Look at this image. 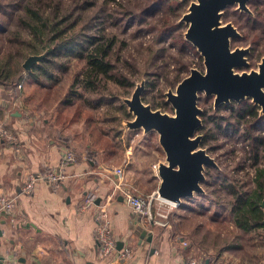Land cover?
<instances>
[{"label":"trees","instance_id":"1","mask_svg":"<svg viewBox=\"0 0 264 264\" xmlns=\"http://www.w3.org/2000/svg\"><path fill=\"white\" fill-rule=\"evenodd\" d=\"M190 1L0 0V85L14 92L25 77L30 76L45 87V81L57 78L55 70L68 71L69 63L78 58L85 61V68L75 77L69 97L76 94L77 99H82L84 91L95 94L96 107H101L110 102L104 94L105 90H110V83L119 86V98L131 94L135 87L132 74L137 69L132 64L135 62L126 64L129 60H122L120 56L128 46L126 38L117 32L122 23L126 33L132 29L137 37L149 38L140 45L147 64L144 75L147 77L148 94H142L143 102L150 104L153 110L162 107L172 112L163 91L157 90L161 80L177 87L190 75L192 62H184L183 59L191 58L195 52L194 55L203 61L197 47L184 38L189 24H184L181 19L191 5ZM247 4L251 13L236 10L237 4H234L224 10L223 20H233L237 30L243 34V37L233 38L232 42L239 43L243 39L251 46L249 58L255 57L260 61L264 57V0H249ZM6 43L28 46L29 51L27 54L20 50L17 54L4 51ZM33 55L44 57L31 71L24 70L25 59ZM171 74L172 81L169 79ZM78 87L81 93L76 92ZM156 90V98L161 102L154 103L148 100L147 95L154 94ZM211 108L200 115L204 125L196 132H205L201 145L206 146L208 139L215 138L211 134L210 123L214 125L215 133L237 138L242 150L237 161V173L248 163L253 178L251 184L244 183L240 187L228 179L222 182L203 180L201 185H205L207 190L213 189L215 198H219L221 193L229 197V213L242 232L264 231V114L261 107L251 98H246L221 104L214 112ZM118 109L123 118H131L125 104ZM222 111L230 114L226 116ZM114 120L112 118L111 122ZM93 132L94 142L91 144L94 147L89 144L86 150L88 158L95 162L94 157L100 150H107L108 141L100 145L103 134ZM63 141L66 142L65 139Z\"/></svg>","mask_w":264,"mask_h":264},{"label":"rangeland","instance_id":"2","mask_svg":"<svg viewBox=\"0 0 264 264\" xmlns=\"http://www.w3.org/2000/svg\"><path fill=\"white\" fill-rule=\"evenodd\" d=\"M190 2L191 4L193 2L197 3L198 0H191ZM189 7L185 10V14L189 12ZM235 9L240 10L238 5ZM249 13H251L250 8ZM183 23L186 24V22ZM228 23H231L237 29L233 20L225 21L222 17V24ZM123 25L121 23L120 30L117 32L122 38H126L128 46L125 48L126 50L120 52V56L123 58L122 60L126 58L129 60L126 64L135 62L132 64L137 69V72L132 74L135 87L131 94L129 93L119 98L118 94L121 93L120 89H118L119 86L110 83V90L108 89L104 92L105 96H108L110 99V102L101 107H96L95 94H89L84 91L82 99H77L75 97L76 94L73 97H69L71 89L74 88L71 86L74 84L75 77L80 75L85 68V61L77 58L69 63L70 68L68 71L61 72L55 70L57 78L52 81H45L47 84L45 87L41 86L39 82L34 81L32 77H25L22 88L14 91L13 96H17L15 99L20 101L27 97L29 98L28 103H26L28 109L23 110L27 111L25 115L26 119L32 121L34 119L32 117H36L33 113L37 114V119L35 120L38 121V125H43L44 120L47 119L49 124L53 126L51 129L56 131V137H66L65 140L73 146L72 151L77 155L78 159L82 156L81 151H87V146L91 142H94L92 132L94 129H97V132L93 133L103 134L100 139V145L105 144L107 140L106 146L108 148L107 150H100L94 159L112 167L114 172L118 169L123 170L126 179L121 180L119 184L128 183L130 189L135 194L152 198L151 211L153 215L166 222L168 225L166 228H169V230L187 240L190 245L191 256L196 257V259H199V257L217 259L220 264H264V231L253 233L242 232L235 225L234 219L229 213V197L225 193H221L219 198H215L212 195L213 189L207 190L205 185H201L203 189L202 193H195L192 197L183 198L177 205L160 203L156 200L161 178L159 171H156L154 166L166 163V153L160 143V135L157 131H146L144 128H129L128 122L133 121L135 115L129 110L126 103L127 99L131 100L135 89L143 84L144 90L142 94H148L146 92L147 77L144 75L147 64L140 45L144 40H148L149 38L143 40L142 36L137 37L134 35L132 29L126 33L123 30ZM239 33L243 37V34ZM233 43L234 41L232 42L231 39L230 46L232 50L247 48L251 52V46L243 39L239 43ZM3 50L16 54L20 50L27 54L29 47L6 43ZM194 54L196 53L193 52L191 58H184L183 61L192 62L190 73L192 69H197L204 73L206 71L204 57L202 56V61L198 55ZM199 54L201 55L200 52ZM249 54L247 55L248 65L234 69L236 73L259 71V65L262 63L264 57L260 61H257L255 57L249 58ZM170 69L172 70V67ZM186 75L188 74L184 76ZM41 79L44 78L42 77ZM169 79L173 80V74L169 76ZM176 88V86L167 85V83L161 80L157 90L163 91L166 101H168L167 93L170 91L176 92ZM75 90L81 93V88L78 87ZM157 90L154 91V94L147 95L149 101L151 100L154 103L161 102L156 98ZM18 93L19 95H17ZM206 96L205 93L199 94L198 106L203 112L205 110L209 111L212 106L211 110L214 112L220 105L215 108V96H209V98ZM122 104H125L128 113L131 114L130 119L122 117L118 109ZM22 106L27 107L20 104L14 109L20 110L19 107ZM168 108H171L173 111L164 110L162 107L157 110L174 116L175 110L170 102L168 103ZM261 113L264 114L262 108ZM222 114L227 116L230 113L222 111ZM112 118H115L113 123L111 122ZM201 121L203 126L204 121ZM8 124L10 127L11 123ZM54 126L57 129H54ZM209 128H212L211 134L215 138L208 139L207 145H200V147L212 157L216 166L205 167L203 172L204 180L222 182L224 179H228L237 184L238 187L244 183L251 184L253 174L248 163L245 164L244 170H240L237 173V161L242 152L240 143L237 144V138L230 137L225 133H215L212 123L209 124ZM49 132L52 131L49 130ZM196 135L202 136V141L205 138V132H196ZM67 138H70L71 141L74 139L75 143L73 144ZM112 138L115 139L111 140ZM91 145L94 147L93 144ZM114 190L116 194H120L124 199L119 188L115 187ZM96 201L95 199V206L91 208H94L97 214L98 207L103 205L101 203L97 205ZM158 213L162 214L163 217L158 216Z\"/></svg>","mask_w":264,"mask_h":264},{"label":"crops","instance_id":"3","mask_svg":"<svg viewBox=\"0 0 264 264\" xmlns=\"http://www.w3.org/2000/svg\"><path fill=\"white\" fill-rule=\"evenodd\" d=\"M28 100L15 99L13 90L0 85V122L11 123L23 145L21 154L8 145L0 146V194L18 199L13 215L0 214V264H117L114 257L98 258L96 210L79 212V205L89 196L107 206L117 242L132 238L134 254L122 264H184L191 253L190 245L182 244L187 240L169 228L150 226L147 220L142 226L153 232V242L139 239L131 228L139 224L140 216L114 190L121 178L112 167L93 162L85 150L76 163L63 169L67 178L60 189L38 181L32 194L22 192L28 175L37 176L47 168L58 170L64 152L73 149L63 141L66 137H56L47 119L43 125L35 120L36 113L32 121L26 119L23 110L28 109ZM20 104L27 107L14 109Z\"/></svg>","mask_w":264,"mask_h":264},{"label":"water","instance_id":"4","mask_svg":"<svg viewBox=\"0 0 264 264\" xmlns=\"http://www.w3.org/2000/svg\"><path fill=\"white\" fill-rule=\"evenodd\" d=\"M248 1L198 0L190 5L189 12L182 18L189 24L185 37L204 57L206 71L202 73L192 69L190 75L178 84L176 92L167 93V100L175 110L174 116L153 110L143 102L144 84L135 89L131 100H126L129 110L135 115V119L128 122L129 128L154 130L160 135L166 163L160 164L158 193L166 200L180 203L183 198L202 193L205 167L216 166L212 157L200 147L202 136L196 135L202 126L200 115L203 111L198 106L200 93L215 96V108L251 98L264 111V58L259 71L236 73L234 69L248 65L250 50H232L231 39L241 35L231 23L222 24L223 12L228 6L237 4L241 11L249 12ZM43 57L30 56L23 65L24 69L31 71ZM96 204H100V200ZM142 224L140 219L139 224L131 229L142 241L153 242V232ZM149 224L154 226L151 221ZM123 245V242H118V249ZM123 262L119 260L117 264Z\"/></svg>","mask_w":264,"mask_h":264},{"label":"built area","instance_id":"5","mask_svg":"<svg viewBox=\"0 0 264 264\" xmlns=\"http://www.w3.org/2000/svg\"><path fill=\"white\" fill-rule=\"evenodd\" d=\"M21 87V86H19ZM8 145L16 154H21L23 151V145L19 138V135L16 131L9 127L7 121L0 122V146ZM78 161L77 155L69 150H66L62 156L61 166L58 170L47 168L42 174L37 176L30 174L28 178L25 180V183L22 188V192L26 195L32 194L35 185L38 181H44L48 183L53 189H60L64 184L65 179L67 178L65 172L63 171L70 163H76ZM156 171H159L160 165L157 164L154 166ZM118 177L121 180L124 179V172L121 169H118L116 172ZM117 188L121 191V194L124 197V201L128 204L129 207L140 216L142 223H146L147 221H151L154 225L160 227H167V223L156 218L152 213V198L147 196H142L139 194H135L133 190L130 189V185L128 183H121L117 185ZM162 197L157 194L156 200L160 203L164 202ZM18 199L17 196H7L5 194H0V214L5 213L9 215H13L17 208ZM169 204V203H167ZM95 206V198L94 197H85L79 206V212H84L85 210ZM158 216H162V214H157ZM96 229H95V241L98 244V258L100 260L114 257L116 261L119 260H128L134 254V247L132 243V238H127L124 242L123 247L118 250V242L115 239L109 217H108V209L107 206H99L96 214ZM182 244L184 246H189L188 242L183 241ZM184 264H220L217 259L212 258H201L196 259V257L188 256Z\"/></svg>","mask_w":264,"mask_h":264},{"label":"bare ground","instance_id":"6","mask_svg":"<svg viewBox=\"0 0 264 264\" xmlns=\"http://www.w3.org/2000/svg\"><path fill=\"white\" fill-rule=\"evenodd\" d=\"M161 199H163L164 202H167V203H169V204L177 205V202H175V201L166 200V199H164V198H161ZM174 202H175V203H174Z\"/></svg>","mask_w":264,"mask_h":264}]
</instances>
